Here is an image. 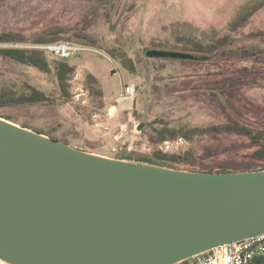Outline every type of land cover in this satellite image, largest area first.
Here are the masks:
<instances>
[{"label": "rangeland", "instance_id": "1", "mask_svg": "<svg viewBox=\"0 0 264 264\" xmlns=\"http://www.w3.org/2000/svg\"><path fill=\"white\" fill-rule=\"evenodd\" d=\"M261 1L0 0V33L13 31L35 39L47 29L64 27L68 33L61 36L62 41L92 48L69 59L76 70L70 76L65 95L54 72L0 56V115L58 140L109 156L124 153L150 156L156 150L183 153L193 146L209 144L205 138L191 141L179 136L175 139L182 137L183 141L167 149L163 142H150L149 136L162 127L189 130L223 124L228 119L227 111L240 121L264 128V57L224 64L226 71L242 73L238 84L241 89L236 98H231L227 109L212 89L220 78L216 74L224 71L222 65L213 61L151 59L146 54L151 48L194 54L189 38L209 43L226 34L234 39V48L264 51V36H250L264 34V4L242 28L230 30L238 15ZM79 32L89 38H79ZM180 37L185 41L180 42ZM93 41L97 42L95 46ZM32 44L0 42V47ZM115 48L116 53L123 51L135 61V73L124 67L120 57L112 55ZM45 55L52 63L55 56L50 51ZM89 73L98 77L103 94L98 86L88 84ZM131 84L135 85L134 95L121 98L125 96V86ZM31 87L44 91L48 101L4 103L30 92ZM139 123H144L142 130L137 128ZM88 126L95 127L101 146L85 141ZM105 126L110 129L106 131ZM117 134H122L119 140L115 139ZM236 141L245 143L246 139ZM224 142L221 139L215 143ZM114 146L120 150L113 152ZM247 151L242 149L237 153ZM232 159L233 155L223 153L213 160Z\"/></svg>", "mask_w": 264, "mask_h": 264}, {"label": "water", "instance_id": "2", "mask_svg": "<svg viewBox=\"0 0 264 264\" xmlns=\"http://www.w3.org/2000/svg\"><path fill=\"white\" fill-rule=\"evenodd\" d=\"M260 234L264 168L109 156L0 116V264H178Z\"/></svg>", "mask_w": 264, "mask_h": 264}, {"label": "trees", "instance_id": "3", "mask_svg": "<svg viewBox=\"0 0 264 264\" xmlns=\"http://www.w3.org/2000/svg\"><path fill=\"white\" fill-rule=\"evenodd\" d=\"M263 4L264 0L261 1V3L250 5L246 11L238 15L231 23L230 30L237 31L242 28ZM67 33L68 30L64 27H53L47 29V31L40 37L35 39H27V37L20 33L7 31L0 33V42L9 44L21 42L48 44L62 41L61 36ZM77 36L84 39L89 38L86 33L82 32H79ZM250 36L262 38L264 34L252 33ZM179 41L184 42L185 39L180 37ZM96 43L97 42L93 41L92 45L95 46ZM188 43L196 52L194 53L195 58L189 59L188 61H201L202 63L213 61L223 66L222 69H224V71L220 72V74L214 73L216 75H220V78L216 80L214 83L215 87H212V89L214 90L213 93L216 94V96L223 102L224 108L230 109L231 98H236L237 91L239 88L241 89V85L238 84H240L239 77L242 76V73H230L229 71H226L224 64L226 65L231 63L230 61L235 62L237 60L243 61L263 58L264 51H254L247 48H234V39L230 37L229 34L219 37L217 40H213L209 43H205L194 38H189ZM114 51H112V55L114 57H120L126 69L132 73L137 71L135 61L131 57H127L126 53L123 51L116 53V48ZM45 53L46 50L33 47H0V56L12 59L19 64L35 67L44 72H54L58 79L61 92L63 95L67 94L68 81L70 80V76L76 70L75 65L71 64L69 60L59 59L57 57H54L51 63L46 57ZM147 57L151 59H161L157 57ZM166 59L176 60L174 58ZM249 81L250 84H252L251 79H249ZM87 82L88 84L98 86L99 93L103 94L102 89H100L101 83L96 75L89 73L87 75ZM46 101H48V97L44 91H41L35 87H31L30 92L21 93L19 96L13 97L10 101H4V103L7 104V102H11L12 104H34ZM226 113L228 114V119L223 124L210 125L206 127H193L189 130H170L168 127H162L161 129H156L155 132L149 136L150 142L154 144L162 143L165 140H174L179 136H184L191 141H195L199 138H205L209 141V144H203L198 148L193 146L183 153H167L161 150H156L150 156L124 153L122 155L118 154L115 157L133 158L171 167L208 172H235L263 169L264 128L255 127L240 121L228 111ZM6 118L11 120V118ZM237 138H245L246 142L240 143L239 141H236L238 140ZM221 139L222 141H225L223 144L215 143L221 141ZM213 140L217 141L213 142ZM64 142L70 144L69 141ZM242 149L248 151L242 154L237 153ZM223 153H230L233 155L234 159L223 162L213 160L215 157H217V155ZM188 261L189 260H186L178 264H187ZM257 261L264 262V258L257 259Z\"/></svg>", "mask_w": 264, "mask_h": 264}, {"label": "built area", "instance_id": "4", "mask_svg": "<svg viewBox=\"0 0 264 264\" xmlns=\"http://www.w3.org/2000/svg\"><path fill=\"white\" fill-rule=\"evenodd\" d=\"M27 47L40 48L48 52L50 51L55 57L64 60H69L83 51L92 50L90 47L71 41L32 44ZM124 92L125 97L134 95L135 85H126ZM109 129V126H105L106 131ZM121 137L122 134H117L115 139L119 140ZM182 141L183 138L181 137L175 140H165L163 143L168 149L172 144H180ZM160 147L162 148V146ZM119 150V147L114 146L112 148L113 152H118ZM260 258H264V234L240 242H234L229 245L216 247L206 253L193 257L187 264H264V262L257 261V259Z\"/></svg>", "mask_w": 264, "mask_h": 264}, {"label": "crops", "instance_id": "5", "mask_svg": "<svg viewBox=\"0 0 264 264\" xmlns=\"http://www.w3.org/2000/svg\"><path fill=\"white\" fill-rule=\"evenodd\" d=\"M95 74H97L95 72ZM97 76H99L97 74ZM131 96L127 97V98H130ZM121 98H126L125 96L121 97ZM87 137L85 138V141L88 143H90V145L92 144V146H101L100 142L98 141L99 139V135H98V132L95 130V127L94 126H88L87 127ZM123 134V133H122ZM124 135V134H123ZM71 144L75 145V146H78L77 144H74L73 142H70ZM98 144V145H97ZM78 147H81L83 148L82 146H78ZM103 147H106V146H103ZM85 149V148H84ZM95 152H98V150H93ZM100 153V152H99ZM111 156V155H110Z\"/></svg>", "mask_w": 264, "mask_h": 264}]
</instances>
